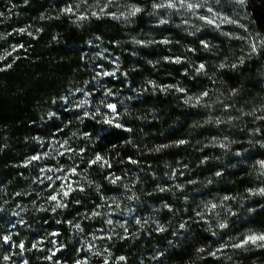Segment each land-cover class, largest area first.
<instances>
[{
	"label": "trees",
	"instance_id": "trees-1",
	"mask_svg": "<svg viewBox=\"0 0 264 264\" xmlns=\"http://www.w3.org/2000/svg\"><path fill=\"white\" fill-rule=\"evenodd\" d=\"M53 1L59 3L0 0V56L9 34L19 47L0 60L1 257L9 250L4 234L17 226L34 238L59 233L68 262L84 255L89 233L102 230L117 234L112 247L127 264H264V248L229 244L218 252L229 238L264 233V201L254 195L264 185V148L239 161L225 157L221 146L237 135L239 109H260L236 45L215 37L212 52L191 55L189 40L170 28L125 45L131 31L155 34L144 17L133 27L111 17L77 25ZM246 11L263 39L260 64L264 0H247ZM108 58L122 63L118 72ZM97 69L111 74L98 81ZM111 102L117 119L106 123ZM249 147V136L234 145L241 152ZM43 151L53 171L83 181L86 190L73 191L66 207L39 214L25 197L32 173L24 164ZM1 201L9 207L24 201L25 212L14 214ZM211 201L239 211L227 218L228 234L217 236L198 221V210ZM106 204L113 224L84 218ZM28 259L43 264L34 254Z\"/></svg>",
	"mask_w": 264,
	"mask_h": 264
},
{
	"label": "rangeland",
	"instance_id": "rangeland-1",
	"mask_svg": "<svg viewBox=\"0 0 264 264\" xmlns=\"http://www.w3.org/2000/svg\"><path fill=\"white\" fill-rule=\"evenodd\" d=\"M58 2H52L53 8L66 14L77 25H84L94 18L111 17L122 21L127 26L133 27L137 24L138 16L144 17L147 20L150 31H154L155 34L152 35L149 32L134 34L131 31L127 35L125 45L141 44V40L145 38L156 39L159 36L157 32L161 28H170L183 34L186 40H189L186 41V45H188L191 55L212 52L211 43L215 40V37L226 40L230 44L234 43L240 51L239 57L240 60L243 59V67L253 74L252 80L258 91L256 92L258 94H255V99L258 100L260 109L251 111L246 108L239 109L240 113L237 118L235 117L234 121L235 123L237 122L234 131L239 133L237 132V135L229 137L226 143H223L224 156L242 161L246 160V158H251L253 152L258 151V149L264 148V119L260 118L264 117V61L260 64L258 63L263 39L254 28L247 14V3L241 5L238 0H184L183 3L181 0H58ZM188 4L196 5V7L189 9L187 7ZM133 6L139 7L141 11L134 16L123 15L129 13ZM66 9H70V11H66ZM161 21L164 22L161 23ZM9 36L10 34L3 40L6 48L2 57L14 54L19 50V47L11 41ZM126 50L128 51V49ZM108 60L115 66L116 72L123 66L117 58H108ZM192 68L198 73L206 75L204 70H199L200 68L197 64L194 63ZM97 73L98 81L103 75L111 74L101 69H97ZM222 103L224 105V102ZM109 105L116 106V103L111 102ZM109 105L105 108L107 113H103L107 118L105 122L115 123L117 118L113 115L116 113L108 109ZM243 136H249L253 146L249 147V149L252 151L241 152L234 149L237 140ZM48 156L50 154L43 151L24 164V167L28 168V171L32 173L30 179L28 178L25 197H30L33 200L30 206L34 207L38 213L48 211L49 207L55 206L56 201L50 199L52 196H56L58 201L66 204L73 191L84 192L86 190L83 181L74 180L73 177H66L60 171H53L47 163ZM69 185L73 190L65 197L63 193L68 191ZM261 190H264V185L259 186L254 195L264 201V194H262ZM11 203L12 205L9 207L6 206L7 203L4 204L1 201V204L10 208L14 214L19 215L21 212H25L24 201ZM212 205H216V207L213 208ZM41 206L45 210L41 211ZM244 207L248 208L246 205ZM248 210L250 209H246L245 212H248ZM94 212L99 213V215L93 216ZM236 214L240 213L232 206L227 207L224 211L223 207L219 206L215 201L204 202L202 208L198 210V221L205 222L216 232L217 236H222L230 232L231 223L227 221V218L235 217ZM84 218L93 222L97 218L109 220L116 218V216L112 206L106 204L95 207L94 211H91ZM220 222L226 223L227 226L220 228L218 226ZM115 226L119 228L120 225ZM20 228L14 226L3 236L9 237L7 240L9 250L5 254L9 256L8 264H24L25 260L29 261L28 258L31 254H34L35 259L40 260L43 264H127L128 262L125 256V260H119L122 255H118L112 247L117 234H107L102 230L89 233L84 238L85 245L82 250L84 255L78 253L77 260L68 262L65 260V254L62 253L65 247L58 237L59 233L53 232L34 238V236L32 237L34 234L25 233V229H23L22 233ZM261 235H264V233L247 232L243 236L229 238L228 243L220 247L218 252H227L229 244L235 247L236 244H243L249 237ZM37 241L41 243L38 247H33V244ZM53 241L56 242L55 246ZM30 242H32V246L29 245ZM21 243L24 245L23 252L18 247ZM258 243H264V241H258ZM244 247L257 248L251 243ZM4 256L1 257L0 254V263H4ZM48 257H51V259H48ZM98 260L103 263H98Z\"/></svg>",
	"mask_w": 264,
	"mask_h": 264
},
{
	"label": "clouds",
	"instance_id": "clouds-1",
	"mask_svg": "<svg viewBox=\"0 0 264 264\" xmlns=\"http://www.w3.org/2000/svg\"><path fill=\"white\" fill-rule=\"evenodd\" d=\"M181 2L183 3L184 0H181ZM238 3L241 4V5H245V4L247 3V0H238ZM173 6H174V5H173ZM187 7H188L189 9H191V8H193V7H196V5L188 4ZM66 11H70V9H66ZM139 11H141V9H140L139 7H135V6H133L132 10H131L129 13H127V14H123V15L134 16V15H135L137 12H139ZM94 15H95V13H94ZM201 19H203V17H201ZM163 22H164V21H161V23H163ZM2 59H4V57L0 56V60H2ZM176 62H177V63L180 62L179 58L177 59ZM240 63H241V64L243 63V59L240 60ZM220 67H221V68H224L225 65H224V64H220ZM232 67H236V65H232ZM203 69H204V65L201 64V65H200V70H203ZM169 87H171V86H169ZM179 91H183V89H179ZM204 95H207V93H205ZM253 114H254V113H253ZM49 115L51 116V115H53V114L50 113ZM260 118H261V119H264V117H260ZM219 122H220V121H217V123H219ZM180 143H184V141H180ZM221 146L223 147V145H221ZM97 157H100V156H97ZM97 157L95 158V161H94V162H96V161H101V159L98 160ZM101 167H103V164L101 165ZM112 183H115V180H113ZM72 190H73V189H72L71 186L69 185V186H68V191H64L63 195H64L65 197H67V196L69 195V192H71ZM261 192H262V194H264V190H261ZM50 199H51L52 201H56L55 206L52 208V211H53V212H55L56 209H58V208H64V207L67 206L66 204H64V203H62V202H60V201H58L56 196H52ZM212 207L215 208L216 205H212ZM40 210L43 211V210H45V209H44L43 206H41ZM96 215H99V213H95V212H94V213H93V216H96ZM107 223H108L109 225H111V224H113V221H112L111 219H109V220L107 221ZM136 223H137V224H140L141 229H143L144 225H143L139 220H137ZM218 226H219L220 228H225L227 225H226V223H224V222H220ZM75 227H76L77 229H79L81 232H83V228H81V225H80V224H76ZM120 227H125V226H124L123 224H121ZM181 227L183 228L184 225L182 224ZM157 230L160 231V232H163V231H165V227H164L163 225H159V224H158V226H157ZM252 237H256L257 239L253 240V239H251V237H249L248 239H246V240L243 242V244H236L235 247H236V248H242V247H244L245 245H248L249 243H251V244L255 245L257 248H264V243H258V241H264V239H261V238H260V237H264V235H261V236H252ZM3 239H4V240H8L9 237H3ZM121 239H123V237H121ZM40 243H41L40 241H37L35 244H33V247H38V245H39ZM55 243H56V242L53 241V245H54V246H55ZM85 243H87V241H85ZM18 247L21 249V252L24 251V245H23V243H21L20 245H18ZM90 247H91V246H90ZM245 250H247V249H245ZM200 251H203V249H200ZM48 259H51V257H48ZM125 259H126V258H125L124 256L119 257V260H125ZM3 260H4V264H8V262H9V256H8V255H5L4 258H3ZM24 264H28V261L25 260V261H24Z\"/></svg>",
	"mask_w": 264,
	"mask_h": 264
},
{
	"label": "water",
	"instance_id": "water-1",
	"mask_svg": "<svg viewBox=\"0 0 264 264\" xmlns=\"http://www.w3.org/2000/svg\"><path fill=\"white\" fill-rule=\"evenodd\" d=\"M114 106H115V105H114ZM108 109H109L111 112L115 113V111H116V106H115L114 108L108 107ZM5 243L8 245V241H7V240H5Z\"/></svg>",
	"mask_w": 264,
	"mask_h": 264
},
{
	"label": "snow or ice",
	"instance_id": "snow-or-ice-1",
	"mask_svg": "<svg viewBox=\"0 0 264 264\" xmlns=\"http://www.w3.org/2000/svg\"><path fill=\"white\" fill-rule=\"evenodd\" d=\"M109 107L114 108L115 106L114 105H109ZM97 159L99 160V159H102V158L101 157H97ZM260 238L264 239V237H260ZM251 239L255 240L257 238L256 237H251Z\"/></svg>",
	"mask_w": 264,
	"mask_h": 264
}]
</instances>
